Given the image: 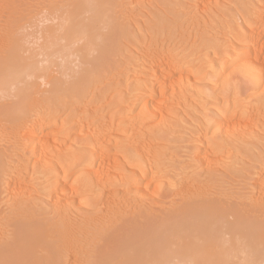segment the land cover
Returning a JSON list of instances; mask_svg holds the SVG:
<instances>
[{"label":"rangeland","instance_id":"obj_1","mask_svg":"<svg viewBox=\"0 0 264 264\" xmlns=\"http://www.w3.org/2000/svg\"><path fill=\"white\" fill-rule=\"evenodd\" d=\"M73 11L90 27L80 39L67 34ZM263 12L264 0H0V51L23 37L20 56L36 66L0 95V109L16 107L0 113V241L12 239L17 217L53 231L69 227L74 238L66 234L59 246L77 253H65L62 264H87L104 223L115 227L140 213L165 220L191 199L200 215L214 211L232 231L237 220L264 225V191L256 187L264 180V76L253 80L244 67H231L253 59L248 28L260 31ZM256 47L264 64V38ZM160 57L173 67L164 84ZM184 70L192 79L178 84ZM150 83L163 91L155 107L146 100ZM233 100L248 115L241 120L235 111L236 127L227 132L220 120L233 112ZM36 126L47 139L39 147L31 139ZM144 173L157 188L150 197L134 187Z\"/></svg>","mask_w":264,"mask_h":264},{"label":"bare ground","instance_id":"obj_2","mask_svg":"<svg viewBox=\"0 0 264 264\" xmlns=\"http://www.w3.org/2000/svg\"><path fill=\"white\" fill-rule=\"evenodd\" d=\"M76 5H75L76 9L80 7V4L77 3ZM260 17H261L260 26H259L260 31H256L258 29H256L255 31H253L254 29L251 30V28H252L251 26H250V28H248L250 31L248 32V30H247V32H248L247 39L249 40L248 46L250 45L248 48L253 49L252 50V52H254L253 59L251 58L253 55H251V57H250L251 59L248 58L249 60L246 59L245 61H243V63H240V65H238L237 63L239 62L240 59L235 57L233 59L234 63L232 65H236V64L237 65L231 66L232 68L233 67L239 68V66L244 67V69L247 70V72L249 73V76L251 78H253V80H257V81L259 80L258 78H260V75L264 76V74H262V72L260 71L262 69V67L264 68V64L259 63L258 56L260 54H259L257 47H256L257 42L261 38H264V12H263L262 16H260ZM63 23H64V21H63ZM60 29H62V25L60 26ZM88 30H90V27L84 26L79 21L77 11H73L71 13L69 19H68L67 34H69L70 37H77V38L78 37H84L85 34L88 32ZM78 39H80V38H78ZM23 40H24L23 37L21 39L15 38L13 40V42L6 48L5 52L0 51V95L8 96L12 90H15L18 87V84H14V82L18 81L19 79L22 78V73L28 67H30L32 69H36V66L34 64L27 65L26 62L23 60V58L20 56L21 42ZM157 60H158V58H157ZM158 61L160 63L159 66L161 68L159 71L160 80H162V82H163L162 84H164L166 82V79L168 78V74L171 72V69L173 70V67L171 66L172 65L171 63L163 62L164 60L162 61L161 57H160V60H158ZM155 62H157V61H155ZM189 65H191V64H189ZM232 68H231V70H232ZM152 71H153V69H152ZM187 72H188V70H184L183 73L182 72L180 73V76H178L179 77L178 84H179V82L184 80L185 77L187 79L191 78L190 76L193 73L188 74ZM143 74H145V76L146 75L148 76V72L143 73ZM150 75H152V74L149 73V77H150ZM150 78H153V77H150ZM146 79H148V77H146ZM263 80H264V77H263ZM149 81L150 80H148L146 84H148ZM183 82H187V80L182 81V83ZM260 82H261V80H260ZM167 83H168V81H167ZM151 84L152 83H150V85H146L148 88L146 100L150 103L149 105H151V103H152V105H154V107H155V106H157L155 104H158V103H155V102H157L156 100L154 101L155 93L160 94V91H162V89L157 90V88H159V87L154 89L155 86L153 88V86H151ZM169 84H172L171 81ZM7 85H10V86L8 87V90L5 91V88ZM186 86L189 87V85H187V84H186ZM162 88H163V86H162ZM145 89H146V87H145ZM173 89H174V87H173ZM28 90L23 91L21 94V99L23 100V102L28 101L30 96H32L31 93L33 94V92L29 90V92H30V95H29ZM162 93H163V91H162ZM147 101H146V103H147ZM238 103L239 102L236 103V101L233 100V103H232V108H233L232 111L233 112L229 111L232 114L229 113L230 114L229 116H225V118H222V120H220L221 121L220 124H223L222 127L226 128V130L235 129V127H236V124L233 123L232 115H235L234 112L237 111V109L238 110L240 109V108H238L240 106V105L238 106ZM242 107H244V108H242ZM242 107H241L242 110H240L239 112L237 111L238 114L241 115L240 116L241 118L239 117V115L237 116V118L239 117L241 120H243V117L246 118L245 115L247 114V111L249 109V108L247 109V107H245V106H242ZM15 109H16V107H14L12 109L1 108L0 113L5 114L9 110H15ZM153 109L154 108L152 107V110ZM155 113H157V112H155ZM248 113H250V110ZM141 114L142 113H140V115ZM138 116H139V114H138ZM158 116H160V115H158ZM140 117L142 118V116H140ZM143 119H147V117L142 118V121H143ZM33 124H35V123L32 122L31 126ZM240 124H241V121H240ZM28 127H29V125H28ZM40 127L36 130V132L34 130L36 137H34V138L31 137L32 140L35 139L34 144L36 145L35 142H37L38 147L40 145L39 143H41L43 145V143H45L47 141V139L44 140L45 137L44 138L40 137V136H42L41 132H40L42 130H40ZM221 130H224L226 132V130L223 128ZM230 131H232V130H229L227 132H230ZM227 132L225 134H228ZM11 135L14 136L13 134H11ZM14 138H16V136H14ZM93 141H95V140H93ZM97 141H101V140H97ZM19 142H20V140H19ZM31 143H33V142H31ZM97 143H99V142H97ZM45 145L46 144H44V146ZM98 146H100V145H98ZM38 147H36V148H38ZM95 147H97V145ZM40 149L43 151V149L41 147H40ZM40 149H39V151H40ZM91 150H93V149H91ZM101 150L102 151L96 150L97 155H94V151H92L93 155H94V157H96L97 161H98V159L100 160L101 156L104 154V153H102L104 149L101 148ZM140 150H142V149H140ZM38 153H39L38 157H39V155L41 156V157H39V159L41 158L43 160L44 158L42 157V152H38ZM46 155L47 154H45V156ZM91 157H93V156H91ZM93 160H95V159H93ZM96 164H98V162H96ZM39 165H42V164H39ZM92 165H93V163H92ZM92 165L90 163V166H92ZM46 166L48 167L49 165H46ZM43 167L45 168V166H43ZM45 169H47V168H45ZM45 172H47V171H45ZM95 173L96 172H94V174ZM91 174L94 175L92 172H91ZM96 174L98 175V173H96ZM83 183H85V182H83ZM151 185H152L151 179L149 177H147L144 173V176L141 177L140 183H135L134 187L136 188L135 190L138 189V192H141V196L142 195H144V196L149 195V197H150V195L157 193L156 192L157 188L155 190L154 188L150 187ZM65 186H64V184H62L58 190H63V189L65 190ZM134 187H132V188H134ZM256 187H258V189H261L264 191V180L262 182H260L259 184L257 183ZM56 188H58V187H56ZM132 190H134V189H132ZM135 190L132 191V192H134V194H135ZM181 191H183V190H181ZM196 191H198V190H196ZM60 192H62V191H59V193ZM195 193H197V192H195ZM201 193L202 192L197 193V194L199 195ZM197 194L195 195V197L197 196ZM60 195H61V193H60ZM60 195L58 196L59 198H60ZM136 196H138V194ZM191 196H193V195H191ZM191 196H190V198H191ZM202 196H203V194H202ZM58 197H56V199ZM198 198L200 199L199 196H198ZM56 199L54 198V200H56ZM191 200H190V202H192V204H190V205H188L190 202L189 203L187 202V205H186V203L184 201L185 204L182 203L183 206L180 207L181 206V203H180V205H179L180 208L178 209L176 207V209L178 211H175L174 208H173L174 209L173 211L169 210L171 212H170V214L169 213L167 215L165 214L167 216V217L164 216L165 220L156 219L155 217H153V215H151L152 218H150L149 216L140 213V215L138 214L140 217L139 219L138 218L133 219V217L131 216L132 217L131 219L125 217V218L129 219V220H126V219H122V217L118 216V217H120L122 222L120 221L121 223L119 222V224L117 226L115 225V227H112L111 226L112 224H109L110 225V227H109L107 223H106V225L104 223L107 220L105 221L104 219H102V220H104L103 226H107V227L105 228V230H103V227H101L100 228L101 230L99 229V231L97 233H95L94 244L96 247H93L95 250L92 249V250H94V252L91 253L92 254L91 256L89 255L91 258H90L89 262H87V264H247L249 262L256 263V264L264 263V225L263 224H261L258 221L253 223V222H249V221L244 222L243 220L240 221V220L236 219L238 221L237 222L238 227L234 231H232L229 228L230 227L229 224L224 222L225 217H223L224 219L221 217L223 220H220L221 218L220 219L217 218L219 216L215 217L214 215H212V214H214L213 213L214 211L212 212L211 210H210L212 212L211 214H209L210 212L208 211V213H206V214L204 213V214L200 215L199 210H201V208L197 212V210H196L197 203L193 202L194 199L192 201ZM204 201L206 202V200H204ZM208 201H210V203L209 202L208 203L211 204L212 200H208ZM53 202L57 203V204H53V205H57V206L59 205L57 200L53 201ZM199 202H200V204L205 203L202 200H200ZM201 202H203V203H201ZM109 203H110V201H109ZM111 203H112L111 205H113V202H111ZM212 204H213L212 206L216 207V205L218 203L215 205V203L212 202ZM109 206H110V204H109ZM104 207H105V205H104ZM208 207L211 209L210 206H208ZM208 207H207V209L205 208V211L209 210ZM218 209H219V207H218ZM112 210L113 209H111V211ZM213 210H215V209L213 208ZM225 210H228V208ZM108 211L110 212V209ZM108 211H107V213H108ZM202 211H203V209H202ZM220 211L217 210V208H216V212L219 213ZM116 212H117V210H116ZM113 213H111L112 214L111 216H113ZM145 214H147V213H145ZM220 214H218V215H220ZM239 214L240 213L238 212V216H239ZM141 215H143V216H141ZM148 215H149V213H148ZM134 217H137V215L136 216L134 215ZM240 217L239 218L237 217V218L240 219ZM30 218H31V216H30ZM153 218H155L157 221L154 220ZM94 220H96V222H97L99 220V218H98V220L97 219H94ZM158 220H160V221H158ZM34 223L27 221V220H21V218H18V217L14 218L11 221V226L13 227V230H14L13 231V237H12V239H8L9 240L8 242L6 240H5V242L0 241V264H62V261L65 260L63 258V255L65 253H69V252L72 253L73 250L69 251V250H71V249H69L68 250L69 252L65 251V253L62 254V248H61L62 246L60 243V242L63 243V238H65L64 236L66 234H67V236H71L74 233L71 228L67 227V229H66V227H65L63 230L58 229L59 231H56V230L53 231L52 229H54V228L44 229L43 226H40V225L34 224ZM67 223H69V222H67ZM108 223H111V221H109ZM65 225H67V224H65ZM85 225H87V224H85ZM101 225H102V223H101ZM89 226H91V227H89ZM89 226H87L88 228L85 226L87 230L95 227V225L94 226L89 225ZM57 227L59 228V225ZM71 227H73V226H71ZM79 228H81V227H79ZM79 228H78V230H81ZM82 228L84 229V227H82ZM83 229H82V234L84 233ZM97 229H98V227H97ZM95 230H93V231H95ZM87 233H90V232H87ZM226 233L231 236L230 239H228L227 241L223 239V235ZM87 236H91V234H89ZM140 236H143L142 240H141L142 237L140 238ZM136 237H139L140 239L136 238ZM72 238H74V237H72ZM134 238H136V239H134ZM78 239H79V237H78ZM85 239L88 240L87 238H85ZM91 239H90V241H93ZM138 239H139V241H138ZM80 242L81 241H78L77 244H79ZM65 243H66V245L69 243L68 237H67V241ZM72 244H74V243L72 242ZM75 244H76V241H75ZM82 245H83V243H82ZM71 246H73V245H71ZM79 246H81V245H79ZM89 246H91V245L89 244ZM89 246L87 245L86 247L89 248ZM68 247L69 246H67V249H68ZM63 248L65 249L66 247H63ZM81 248H82V246H81ZM87 250H89V249H87ZM73 253H75V255H76L77 252L75 251ZM73 253L71 255H74ZM70 254H68L69 257H71ZM75 255H74V257H75ZM65 257H67V255ZM71 258H73V257H71ZM68 260H70V259H68ZM64 263H65V261H64Z\"/></svg>","mask_w":264,"mask_h":264}]
</instances>
